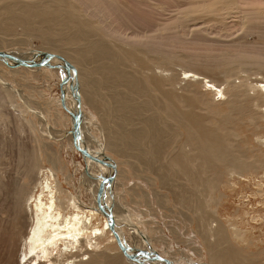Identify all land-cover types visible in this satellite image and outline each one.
Wrapping results in <instances>:
<instances>
[{
    "label": "bare ground",
    "instance_id": "bare-ground-1",
    "mask_svg": "<svg viewBox=\"0 0 264 264\" xmlns=\"http://www.w3.org/2000/svg\"><path fill=\"white\" fill-rule=\"evenodd\" d=\"M19 26L25 32L21 36ZM252 34L256 39H249ZM32 36L43 39L46 51L35 55L2 50L7 43L26 44ZM0 50L16 56L0 57L3 71L9 66L7 72L27 78L38 76V71L67 79L65 102L57 104L66 105L67 99V108L74 111L80 97L81 145L91 153L107 154L116 167L132 164L133 173L149 172L141 175L145 181L161 178L159 182L167 186L169 179L176 198L189 203L196 214L212 264H264V208L246 201L234 206L229 219L236 227L231 230L227 218L221 219L212 207L235 191L264 200V0H0ZM51 53L63 55L71 69ZM16 60L38 64L18 65ZM241 73L248 75L240 77ZM7 92V103L22 115L36 139L39 127L53 133L54 126L72 122L68 110L63 115L62 105L55 111L49 102L39 113L44 121L38 120ZM218 94L228 99L222 101ZM71 95L75 99L70 100ZM82 96L100 114L102 130L84 110ZM244 101L249 111L243 108ZM244 118L253 139L241 133ZM92 124L97 125L93 130L100 140L90 134ZM66 136L74 145L73 131ZM25 152L21 147V175L27 181L14 184L13 206L0 208V214L8 213L5 220L0 218V245L11 254L4 252L6 264H165L154 256L147 258L151 249L157 250L153 239L139 233L144 222L131 226L135 240L129 248L114 221L120 209L105 211L118 186L114 173L108 187L103 183V177L112 174L110 162L82 155L88 163L80 183L94 197L88 205L60 181L59 172L68 169L57 163L55 153L49 157L50 167L37 178L36 162L27 167ZM3 164L0 160V188L10 185L3 181ZM121 172L120 180L129 178L126 169ZM246 184L254 185L246 188L249 192ZM131 190L135 197H143L139 189ZM245 218L256 222L252 229L240 227ZM255 242L263 247L243 248Z\"/></svg>",
    "mask_w": 264,
    "mask_h": 264
},
{
    "label": "rangeland",
    "instance_id": "rangeland-1",
    "mask_svg": "<svg viewBox=\"0 0 264 264\" xmlns=\"http://www.w3.org/2000/svg\"><path fill=\"white\" fill-rule=\"evenodd\" d=\"M18 32L20 36L25 33L21 26L18 27ZM256 37H257L256 34H252L249 36V39L250 40L256 39ZM43 42L44 41L40 36H32L31 38H29L26 44L7 43L4 49L2 50H6V51L21 50L23 54L24 53L27 54L30 51L32 53H36L35 55H37V52L39 50L46 51L45 44ZM2 67L0 65V72L3 74V75L0 74V160L1 162L4 163L2 167L3 181L5 183H10V185L9 187L3 186L0 188V208L1 207L11 208L13 206V202L16 201L15 199H13L12 196V191L15 189L14 184L17 183V181L22 183H25L27 181V178L23 179V176L21 175L23 173L22 170H24V168H22L21 166L23 165V163H20V157H19L21 147H25L26 149V152L24 153V157L26 160L25 163L27 167H30L33 163L36 162L35 165L37 166L35 172L38 171L36 175L37 178H40V176L43 174L46 168L50 167L51 164L49 162V157H51L52 154L55 153L57 158L56 159L57 163L65 164L66 168L69 171V172L66 171L64 173H62L61 171L59 172L60 181L63 182V185L66 188H68L69 191L75 193V195L80 197L85 204L88 205L93 204L94 197L87 190H86L87 192H85L86 188L82 186V184L80 183L82 180L81 176L85 170L88 161L82 156V153L80 151H77L74 148L75 146L73 144L67 142L66 135L68 131L72 130V122L67 120L65 126L64 125L54 126L53 133L49 128H48L49 131L44 132L41 131L39 127L37 131V135L40 138L36 139V136H34L35 134L33 130H31L32 128L30 127V125H27L24 122L22 115H20L19 112L17 113V111L14 110V107H12L10 104L7 103V98L5 97L6 94L8 93L7 91L9 90L12 94L15 95V97L17 98L16 99L17 103L20 104L24 110L28 109L27 111H29V113L36 114L37 119L39 118L38 120L44 121L43 120L44 118L41 117L39 113L43 112L47 102L51 103L52 105L54 104L53 108L55 111L56 109L61 108L60 105H62L63 115L64 112H67L65 111L66 109L63 106V104L60 105L57 104L58 102H62L61 98H62L63 80L60 79L58 75H55L52 72L49 73L48 75H45L43 72L38 73V71L36 72L37 75L39 74L38 76L31 75L30 78H27L24 76V73L14 74L13 72H7L6 69H10L9 66L7 67V65L4 66L5 68L7 67L5 71L2 70ZM246 74L247 73H241L240 77L242 76L245 77L248 75ZM25 75H27V73ZM255 76L256 75L253 74L252 78H254ZM15 78L18 81H15ZM75 79L78 80V75H76ZM79 80H78L79 83L78 85L81 88L80 83H82V80L81 78ZM240 81H241L240 79H236L237 84H239ZM201 89L204 90V88L202 87ZM72 96L75 99V96L71 95L70 100H72ZM218 97L221 98L222 101L228 99V96L221 97V94H218V96H216V98ZM85 98L86 97L83 96L81 97L82 99L81 103L84 110L86 111L88 116H92L94 118L93 122L99 125L98 126L99 130H102L103 124L102 121L100 120L101 119L100 114L97 115L98 113L96 111V108L93 107V105L91 104L88 105L87 102L88 100ZM30 102L31 104H29ZM246 102L247 101L243 102V108L246 111H249V104ZM38 104L41 105L39 106ZM66 106L70 108V103L67 102V99H66ZM206 107H209V105H207ZM223 107L227 108V105ZM8 112H12L14 114V115L12 114L14 117L7 118L6 116H4L5 113ZM1 116H3L2 119ZM3 119H5V121H3ZM45 119L46 122H48L47 127H49L50 119L48 118V116H46ZM240 124H241L240 130L244 138L248 139V137H250L253 139V136L252 134H249L251 132L247 127L248 118H244V120H242ZM92 125H91L90 134H93V136H96L97 139H99L98 136L100 134L98 132L96 133L93 130V128H96L97 125L95 124ZM20 128L22 131L20 130ZM241 145H244V143H241ZM50 148L51 150L53 149V151L50 152ZM54 150L56 152H54ZM132 166H133L132 164L127 166L126 164L121 163L116 167L115 170H118L119 174L117 173L116 175L115 171L114 174L117 179L116 181L118 182L117 183L118 186L114 191L113 194L114 196L112 201L109 200L111 203L108 201L105 204L106 207L105 211L107 213L109 211L111 213L115 209V206H117V210L120 209V212L119 210L117 211L114 221L118 224L117 227L123 230L122 239L127 243L128 246H130L129 248L131 247L133 248V244H131V242H134L135 240V236L133 237V233L131 232V229L135 226H138L137 221H140L142 222V224L144 222V224L143 225L141 224L142 228L138 226L139 233H144L150 240L153 239L156 250L163 257H167L171 260L173 259L175 262L179 264H212L206 249L207 247L205 243L202 241V238L200 237L199 234L200 230L198 227L197 216L195 213L192 212V210H190L189 203H187L186 201H179L178 198H176L177 197L176 194L178 193L174 192V189L169 179H166L169 182V183L167 182V186H165V183L159 182L162 180L161 178L160 180L159 178H156L153 181L154 183L153 184L151 181L150 182L145 181L141 176V175H147L149 172H145L141 174L139 171H135L133 173L134 168ZM123 169H126L128 171L129 178L127 179L123 178L124 180L123 179L120 180L119 175L122 176L121 171ZM68 175H70L71 177L69 181H67ZM116 181L114 180L113 186H115ZM170 185H171V189L169 191L168 188H170ZM163 186L166 188H164ZM248 186L253 188L254 185L250 186L246 184L245 189ZM132 187L139 189V192L143 197H135L133 191L131 190ZM154 189L156 192L154 191ZM163 189H165L166 191ZM218 189L219 190L221 189V192L227 193V190H225L226 188L222 189V187H219ZM248 189L250 191V188ZM34 191H37V189H34ZM115 192H117L118 194ZM217 192L216 195L219 196L220 194L219 192L218 193ZM237 194H238L237 191H235L232 195L229 196V198L222 197V200H220V204L218 206H216L215 201L213 202L212 205L213 209H216L217 216H219L224 221L226 220L225 218H227L226 222L228 225L231 224L229 225L232 228L231 230H234V228L236 227L233 224V221L229 219V216H232L234 213V206L240 205L246 201L247 203L255 204L254 207L256 209L264 208L263 205L264 200H262V198L253 197L251 195L250 196L245 195L246 196L245 197L244 195L241 194L237 195ZM136 198L137 199L145 198L147 201L143 200L144 202L142 203H135L133 199ZM118 199H120V201ZM259 200H261L262 203L259 202ZM121 210H123V212ZM7 214L8 213H4V212L1 213L0 218L5 220L8 217ZM123 220H125V222ZM245 222L246 223L244 224L243 223L240 224V227H242L243 230L252 229L251 224L256 223V222L254 223L252 218H245ZM151 227H154L155 230H151L150 229ZM253 231H255V234L257 236L261 234L259 229H254ZM0 244L3 245V242L0 241ZM1 245H0V264H6L4 261L5 253H7L10 257L11 254L2 250ZM257 245L258 247H256ZM250 247L251 248L249 249L247 247H243V248H245L248 251L249 250L257 251L259 248H262L263 245H259L258 242H255L254 245Z\"/></svg>",
    "mask_w": 264,
    "mask_h": 264
},
{
    "label": "water",
    "instance_id": "water-1",
    "mask_svg": "<svg viewBox=\"0 0 264 264\" xmlns=\"http://www.w3.org/2000/svg\"><path fill=\"white\" fill-rule=\"evenodd\" d=\"M50 56H54L62 61H64L67 65V68L68 70L71 69L72 65L71 63L63 56V55H60V54H56V53H51ZM0 57H10V58H13V59H16V56H14L13 54H9L8 52H5V51H1L0 50ZM18 65H35V64H38V62H33V61H29V60H16ZM67 79H63V84H62V102L64 103V99H65V96H64V85L66 83ZM64 107L66 108V110L69 111V113L71 114V117H72V129L71 131H73L74 133V146L75 148H77L84 157L86 158H90L92 160H95V161H107V162H110L111 165H112V174H109V175H105L103 177V183L104 184H107V187L110 185L111 183V176L113 175L115 169H116V162L113 160V158H111L110 156H108L107 154L105 153H101V154H93L91 153L87 147H84L81 145V139H82V133H81V119H80V112H79V105H80V97L77 98L76 100V106H75V110L72 111V110H69L67 108V106L65 104H63ZM104 188V186H103ZM102 188V189H103ZM104 196H105V192H103V194H101V197H100V209L103 211L104 210V207H103V199H104ZM121 247L123 249H125V251L127 253H129L127 251V248L122 244V242L120 243ZM131 255H134V254H131ZM136 256L139 258V257H144L145 255H137ZM147 258H150V256H154L156 257L160 262L162 263H165V264H172V261H170L169 259L167 258H164L159 252L157 251H153L152 249L150 250V252H148V254L146 255Z\"/></svg>",
    "mask_w": 264,
    "mask_h": 264
}]
</instances>
